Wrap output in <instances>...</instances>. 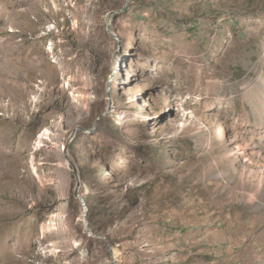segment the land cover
Returning <instances> with one entry per match:
<instances>
[{
	"label": "rangeland",
	"instance_id": "1",
	"mask_svg": "<svg viewBox=\"0 0 264 264\" xmlns=\"http://www.w3.org/2000/svg\"><path fill=\"white\" fill-rule=\"evenodd\" d=\"M1 251L264 264V0H0Z\"/></svg>",
	"mask_w": 264,
	"mask_h": 264
},
{
	"label": "bare ground",
	"instance_id": "2",
	"mask_svg": "<svg viewBox=\"0 0 264 264\" xmlns=\"http://www.w3.org/2000/svg\"><path fill=\"white\" fill-rule=\"evenodd\" d=\"M58 218H60V216L58 214L55 215V218H54V221L57 220ZM60 227V224L57 223L56 226L53 227V229L55 228H59ZM49 251L51 252V254L53 255L55 253V249L54 247H51L49 249ZM9 260V256L7 255V252L5 251H1L0 252V261L3 262L2 264H6Z\"/></svg>",
	"mask_w": 264,
	"mask_h": 264
},
{
	"label": "water",
	"instance_id": "3",
	"mask_svg": "<svg viewBox=\"0 0 264 264\" xmlns=\"http://www.w3.org/2000/svg\"><path fill=\"white\" fill-rule=\"evenodd\" d=\"M73 171H74L75 177H76V179H77V181H78V176H77L76 170L73 169ZM75 196H78V197H79V193H78L77 191H75ZM81 201H83V200H81ZM113 260H114V262H115L116 264H119L118 261H117L115 258H113Z\"/></svg>",
	"mask_w": 264,
	"mask_h": 264
},
{
	"label": "trees",
	"instance_id": "4",
	"mask_svg": "<svg viewBox=\"0 0 264 264\" xmlns=\"http://www.w3.org/2000/svg\"><path fill=\"white\" fill-rule=\"evenodd\" d=\"M86 183L84 181H82V185H85Z\"/></svg>",
	"mask_w": 264,
	"mask_h": 264
}]
</instances>
